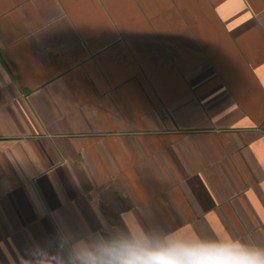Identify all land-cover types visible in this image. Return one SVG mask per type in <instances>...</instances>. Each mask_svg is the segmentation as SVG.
I'll list each match as a JSON object with an SVG mask.
<instances>
[{
    "label": "crops",
    "instance_id": "obj_1",
    "mask_svg": "<svg viewBox=\"0 0 264 264\" xmlns=\"http://www.w3.org/2000/svg\"><path fill=\"white\" fill-rule=\"evenodd\" d=\"M264 250V0H0V264Z\"/></svg>",
    "mask_w": 264,
    "mask_h": 264
},
{
    "label": "clouds",
    "instance_id": "obj_2",
    "mask_svg": "<svg viewBox=\"0 0 264 264\" xmlns=\"http://www.w3.org/2000/svg\"><path fill=\"white\" fill-rule=\"evenodd\" d=\"M109 264H264V250H249L239 244L195 245L181 249L111 250Z\"/></svg>",
    "mask_w": 264,
    "mask_h": 264
}]
</instances>
